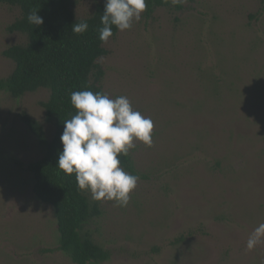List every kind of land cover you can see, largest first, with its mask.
Instances as JSON below:
<instances>
[{
  "label": "rangeland",
  "instance_id": "rangeland-1",
  "mask_svg": "<svg viewBox=\"0 0 264 264\" xmlns=\"http://www.w3.org/2000/svg\"><path fill=\"white\" fill-rule=\"evenodd\" d=\"M103 0H75L79 18ZM181 10L144 12L104 46L101 84L154 123L151 146L130 150L138 177L130 201L99 200L87 225L111 251L94 264H264V0H184ZM21 15L0 0V79L15 63L5 48L26 42L7 26ZM40 88L16 98L0 90V264H77L59 249L53 205L34 192L31 161L51 139ZM92 199L91 192L88 193ZM184 236L179 241L178 238Z\"/></svg>",
  "mask_w": 264,
  "mask_h": 264
},
{
  "label": "trees",
  "instance_id": "trees-1",
  "mask_svg": "<svg viewBox=\"0 0 264 264\" xmlns=\"http://www.w3.org/2000/svg\"><path fill=\"white\" fill-rule=\"evenodd\" d=\"M18 6L21 15L7 26L9 32H20L27 38L4 49L3 54L15 63L13 71L0 79V90L19 98L40 88L49 90V97L42 101L46 119L55 126L51 139L46 136L44 125L26 112L21 117L44 147L43 156L28 164L33 175L36 196L55 209L59 230V249L66 252L77 264H94L106 261L111 251L94 240L86 225L101 214L99 202L92 201L88 193L78 188L75 174L66 175L57 166L63 150L61 135L64 121L76 114L71 104L73 91L92 90L106 93L101 81L105 71L98 60L109 50L99 39L101 16L106 0L96 5L94 12L79 18L74 11L75 0H1ZM146 18L153 17L158 7L181 10L183 3L173 0H146ZM38 10L44 23L30 24L27 16ZM86 20L89 27L82 34H75L72 26ZM119 30L113 26V37ZM109 38V39H110ZM121 166L132 174L136 172L131 154L120 155ZM184 239V236L177 241Z\"/></svg>",
  "mask_w": 264,
  "mask_h": 264
},
{
  "label": "clouds",
  "instance_id": "clouds-1",
  "mask_svg": "<svg viewBox=\"0 0 264 264\" xmlns=\"http://www.w3.org/2000/svg\"><path fill=\"white\" fill-rule=\"evenodd\" d=\"M181 2L184 0H173ZM146 8V0H106L99 39L106 43L113 36V26L120 31L131 29ZM27 20L36 27L44 23L38 10L30 12ZM88 27L87 21L81 20L72 26V31L82 34ZM70 97L77 111L64 121L60 137L63 150L57 166L66 175L75 174L78 188L90 191L93 200H115L126 206L138 177L126 172L118 157L127 156L136 140L152 145V119L134 110L126 96L113 99L107 93L82 90L71 92ZM262 239L264 223L249 236L247 249H254Z\"/></svg>",
  "mask_w": 264,
  "mask_h": 264
}]
</instances>
